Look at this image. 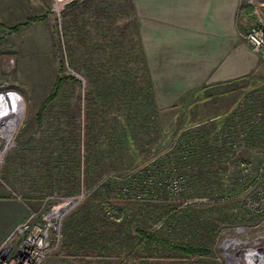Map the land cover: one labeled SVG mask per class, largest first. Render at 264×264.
I'll use <instances>...</instances> for the list:
<instances>
[{
	"label": "rangeland",
	"instance_id": "obj_1",
	"mask_svg": "<svg viewBox=\"0 0 264 264\" xmlns=\"http://www.w3.org/2000/svg\"><path fill=\"white\" fill-rule=\"evenodd\" d=\"M247 1L240 0V12L250 17L245 42L264 16V6L255 14ZM35 16L44 20L8 32ZM140 49L134 0H0V195L26 202V219L60 206L56 238L42 264H142L128 255L123 229L133 204L142 206L141 226L151 229L185 208L214 228L195 237L209 241L210 256L179 262L159 250L145 264H264V209L253 210L264 201V184L254 182L264 151L246 142L243 132L246 116L260 122L263 83L248 80L239 98L228 100L226 117L214 108L206 118L191 119L186 106L150 97ZM60 61L78 83L63 85L37 126L38 105ZM229 123L240 141L209 174L196 168L185 175L166 163L185 130L219 131ZM152 160L163 169L153 166L150 188L138 193L133 175ZM131 220L133 228L137 220Z\"/></svg>",
	"mask_w": 264,
	"mask_h": 264
},
{
	"label": "crops",
	"instance_id": "obj_2",
	"mask_svg": "<svg viewBox=\"0 0 264 264\" xmlns=\"http://www.w3.org/2000/svg\"><path fill=\"white\" fill-rule=\"evenodd\" d=\"M134 2L158 104H182L186 117L195 120L214 108L226 117L232 109L228 100L241 95L248 80L264 87V64L242 38L250 17L240 12V0ZM27 215L26 202L0 197V247Z\"/></svg>",
	"mask_w": 264,
	"mask_h": 264
},
{
	"label": "trees",
	"instance_id": "obj_3",
	"mask_svg": "<svg viewBox=\"0 0 264 264\" xmlns=\"http://www.w3.org/2000/svg\"><path fill=\"white\" fill-rule=\"evenodd\" d=\"M43 20L44 16L29 17L24 22L11 26L7 28V30L9 33H17L26 26ZM140 56L142 58L143 70L145 72V89L149 92L150 97L154 99L152 81L149 71L146 68L141 49ZM63 70V63L60 61L59 74L55 77L46 97L38 105L35 114V122L37 126L42 125L47 109L55 103L61 93L63 85L66 82L78 83V80L74 76L65 74ZM248 113L249 111H246L240 115V118H245L244 115H247ZM250 117L252 116H246V119L243 121L248 128V130L243 131L245 135L244 139L250 145L260 147L264 151V144L260 143L261 139L264 141V110L262 111L259 123H252ZM239 135L240 133L237 132L236 127L234 126L232 128L230 123L226 125V129H220L219 131L214 130L208 132L204 128L196 130L187 129L178 141L175 142V149L170 153V155L172 154L171 159L168 157L166 163L170 166L171 162V164H173L172 166L182 168L185 175L189 173L188 171L191 169L193 172H196V168L199 170L197 171L200 175L206 173L209 174L211 171L210 169L214 167V163H219L220 161L222 162L223 159H228L227 157L233 152V142L239 140ZM255 142H258V145H260L257 146ZM157 161L152 160V162L142 168L141 173L133 175V179L137 182L136 189L138 191L136 192L139 193L142 189H145V186H149L148 179L150 180V177H153V175H151L153 166L163 169V165ZM170 169L171 167L168 168V171ZM142 174H144V176H142ZM192 177H196V175H192ZM154 178L155 180L157 179L156 177ZM154 186L156 189V183H154ZM105 187L106 186H104V188ZM149 188L150 187L147 189ZM153 189L154 188H151V190ZM130 190L135 192L132 189ZM235 190L236 189H233V191L228 193L230 194ZM0 197L4 196L0 195ZM106 205L109 208V204ZM132 206L136 207L135 212L132 216H128L130 223H127L123 228L127 230L126 241L128 242L127 245H129L127 248L130 257L140 259L139 262L145 264L146 260L160 256L158 253L159 250L171 253L172 259L179 262H185L193 257H208L211 255L212 250L209 241L205 242L201 238L197 240L195 237L198 236L200 231L204 232L206 227L208 228V231L213 234L214 228L210 227L206 220L193 214L194 211L192 208H185L181 213L178 211V214L176 215L169 214L161 227H153L154 229H151V226L148 225L141 226L143 220L138 214H140L142 206H139L138 204H133ZM133 218L137 220V223L132 228L134 222L131 219ZM119 249L120 248H118V250Z\"/></svg>",
	"mask_w": 264,
	"mask_h": 264
},
{
	"label": "built area",
	"instance_id": "obj_4",
	"mask_svg": "<svg viewBox=\"0 0 264 264\" xmlns=\"http://www.w3.org/2000/svg\"><path fill=\"white\" fill-rule=\"evenodd\" d=\"M247 2L253 5L255 14H261L259 7L264 6V0H248ZM245 40L250 50L264 61L263 15L258 17V23L246 33ZM233 147L235 146L233 145ZM261 167L256 181H254L257 184H264V163ZM249 188L251 185H249L248 190ZM263 209L264 201H257L253 204V210L262 212ZM61 211L59 206L51 212L39 215L37 219L32 214L20 223L0 247V264H42L44 258L52 250V240L56 238L54 234L57 233L55 222L59 220L58 214L62 213Z\"/></svg>",
	"mask_w": 264,
	"mask_h": 264
}]
</instances>
